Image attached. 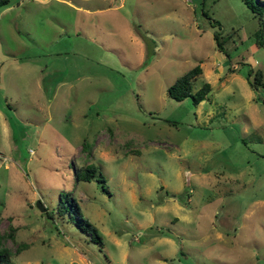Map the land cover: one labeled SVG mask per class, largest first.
I'll use <instances>...</instances> for the list:
<instances>
[{
	"label": "rangeland",
	"instance_id": "1",
	"mask_svg": "<svg viewBox=\"0 0 264 264\" xmlns=\"http://www.w3.org/2000/svg\"><path fill=\"white\" fill-rule=\"evenodd\" d=\"M197 63L206 96L170 97ZM0 231L11 264H264V15L244 0L0 6Z\"/></svg>",
	"mask_w": 264,
	"mask_h": 264
},
{
	"label": "trees",
	"instance_id": "2",
	"mask_svg": "<svg viewBox=\"0 0 264 264\" xmlns=\"http://www.w3.org/2000/svg\"><path fill=\"white\" fill-rule=\"evenodd\" d=\"M244 1L253 10L255 15L259 17L260 21H262L263 15H264V1L259 0L261 4L260 3L258 4L254 2L253 0H244ZM9 2L10 0H0V6L7 5ZM207 17L209 16L207 15ZM262 31H263L262 28H259L255 33L257 36L256 38L257 44L263 43ZM214 38L219 48H222L223 41L219 38L218 31L214 33ZM201 72H202V68L199 63H197L193 67L186 70L183 74L178 76L172 84L168 86L167 88L168 95L175 99H182L184 97L191 96L194 103L199 102L201 99H203L206 96V94L210 90V83L205 81L201 85V87H199L195 92L192 91V80L197 75H199ZM248 81L253 87L257 88L258 84H261V72L259 70L255 71L254 78L253 79L248 78ZM95 171H96V168L94 167V165L92 163H89V164H86L84 167H81L76 172V176L77 178L89 180L92 176H94ZM98 180L105 181L103 174L101 172L99 173ZM63 195L66 196L68 194L64 193ZM66 198L68 199V197ZM68 201H70V199H68ZM72 201L76 204V200L74 198ZM76 205H77V208H75V210L76 212L79 211L76 214L77 215L76 222H77L78 227H80L84 232L90 235V239L94 241L102 242V237L98 233L96 227L87 218H85L81 214L80 210L78 209V204ZM71 206H72V203L70 202L69 205L65 204L63 201V196H61L60 201L57 203L56 209L58 210V212H60V214H64L66 212L72 214V212L69 211V208ZM16 229L17 227L11 226V228L9 229L8 232H6V234L15 240V235L17 232ZM3 237H4V233L0 231V264H11L8 249L2 243ZM17 246L19 247L20 243Z\"/></svg>",
	"mask_w": 264,
	"mask_h": 264
},
{
	"label": "water",
	"instance_id": "3",
	"mask_svg": "<svg viewBox=\"0 0 264 264\" xmlns=\"http://www.w3.org/2000/svg\"><path fill=\"white\" fill-rule=\"evenodd\" d=\"M37 204L41 210L45 209V206L42 204V202L38 201Z\"/></svg>",
	"mask_w": 264,
	"mask_h": 264
}]
</instances>
